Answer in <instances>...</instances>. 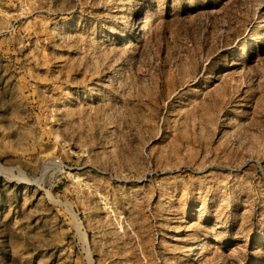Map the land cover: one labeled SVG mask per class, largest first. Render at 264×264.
I'll return each mask as SVG.
<instances>
[{
	"label": "rangeland",
	"instance_id": "obj_1",
	"mask_svg": "<svg viewBox=\"0 0 264 264\" xmlns=\"http://www.w3.org/2000/svg\"><path fill=\"white\" fill-rule=\"evenodd\" d=\"M0 264H264V0H0Z\"/></svg>",
	"mask_w": 264,
	"mask_h": 264
}]
</instances>
